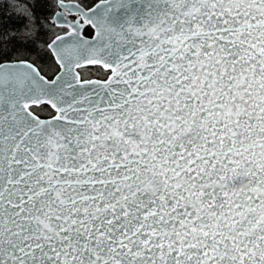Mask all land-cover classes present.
I'll use <instances>...</instances> for the list:
<instances>
[{
	"label": "snow or ice",
	"instance_id": "6c2138e0",
	"mask_svg": "<svg viewBox=\"0 0 264 264\" xmlns=\"http://www.w3.org/2000/svg\"><path fill=\"white\" fill-rule=\"evenodd\" d=\"M55 6L0 33V264H264V0Z\"/></svg>",
	"mask_w": 264,
	"mask_h": 264
},
{
	"label": "trees",
	"instance_id": "16d2710c",
	"mask_svg": "<svg viewBox=\"0 0 264 264\" xmlns=\"http://www.w3.org/2000/svg\"><path fill=\"white\" fill-rule=\"evenodd\" d=\"M55 2L56 0H46V3H48L50 7L42 9L41 15L49 17L55 8ZM22 28V21L18 18V15L13 14L9 8V0H0V33L7 31L15 35H22V32L20 31ZM17 49L18 50L16 51H12L11 45H9V60L17 59L19 56L27 54L28 59L36 60L38 63L47 64L48 57L45 56L43 52L37 56L36 52L32 49H29L28 53H24L20 50L19 46H17Z\"/></svg>",
	"mask_w": 264,
	"mask_h": 264
},
{
	"label": "flooded vegetation",
	"instance_id": "af4514ba",
	"mask_svg": "<svg viewBox=\"0 0 264 264\" xmlns=\"http://www.w3.org/2000/svg\"><path fill=\"white\" fill-rule=\"evenodd\" d=\"M9 8H10V10H11V12H12L13 14H15V15L17 14V15H18V13H17V9L14 7V2H13V0H9ZM58 10H59L60 12H62L61 9H59V8H57V7L55 6V8L53 9V12H52V13L49 15V17H48L49 22L51 21V19H52V17L54 16L55 12L58 11ZM45 31H47V30L45 29ZM59 33H62V32H60L59 29H57L56 34H59ZM43 37H44L43 39H45V40H50V38L53 37V33L49 32L48 35H45V36H43ZM30 60H31V59H30ZM81 72H82V75H83L85 78L97 77V76L99 75V73L97 72V70H96V68H95L94 66H90V67H88V68L82 69Z\"/></svg>",
	"mask_w": 264,
	"mask_h": 264
},
{
	"label": "water",
	"instance_id": "95a60500",
	"mask_svg": "<svg viewBox=\"0 0 264 264\" xmlns=\"http://www.w3.org/2000/svg\"><path fill=\"white\" fill-rule=\"evenodd\" d=\"M65 2H66V3H70V2H71V0H65ZM57 12H60V11H59V10H58V11H56V12H55V14H56ZM55 14H54V16L52 17V19L55 17ZM52 19H51V20H52ZM59 34H63V33H59ZM86 38H87V37H86ZM10 61H13V62H15V61H16V59H10ZM91 78H96V77H91Z\"/></svg>",
	"mask_w": 264,
	"mask_h": 264
}]
</instances>
